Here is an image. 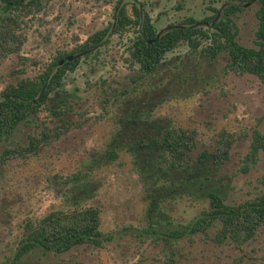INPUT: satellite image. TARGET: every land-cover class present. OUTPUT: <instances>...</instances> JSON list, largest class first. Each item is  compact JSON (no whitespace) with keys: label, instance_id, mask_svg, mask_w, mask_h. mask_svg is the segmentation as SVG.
Instances as JSON below:
<instances>
[{"label":"rangeland","instance_id":"obj_1","mask_svg":"<svg viewBox=\"0 0 264 264\" xmlns=\"http://www.w3.org/2000/svg\"><path fill=\"white\" fill-rule=\"evenodd\" d=\"M118 1L130 12L133 4L146 10L162 34L186 17L201 20L211 7L230 0H50L27 18L21 56L0 62V90L37 76L60 52L115 22ZM258 7L250 3L233 16L237 39L245 46L255 45ZM135 36L134 29L111 31L100 45L81 53L77 68L66 73L63 86L50 94L38 116L0 141L1 151L27 143L44 122L80 123L37 156L0 165V264H254L264 259V225L241 246L219 245L198 234L168 243L161 238L199 216L210 191L239 204L264 190L259 181L263 152L243 170L253 129L264 131L259 121L264 84L253 74L226 72V52L206 57L187 44L167 52L153 74L135 82L137 70L126 59ZM170 127L198 131L194 154L213 151L223 129L236 140L222 165L208 160L190 170L172 168L161 161V146L153 144ZM76 205L100 207L101 229L114 238L103 246L83 244L60 254L37 248L15 257L26 218Z\"/></svg>","mask_w":264,"mask_h":264},{"label":"trees","instance_id":"obj_2","mask_svg":"<svg viewBox=\"0 0 264 264\" xmlns=\"http://www.w3.org/2000/svg\"><path fill=\"white\" fill-rule=\"evenodd\" d=\"M49 1L0 0V62L13 54L21 56L27 40V18L42 11ZM253 2L259 4L256 40L254 46H245L237 39L239 28L233 16ZM115 7V22L96 30L71 50L60 52L37 76L20 78L0 90V141L9 139L21 122L36 118L47 105L50 94L63 86L66 73L77 68L80 54L100 45L111 31L119 34L130 29L136 31L126 58L131 68L137 70L133 76L135 82L153 74L164 62L167 52L187 44L192 51H199L206 57L226 52L229 56L224 66L226 72L240 76L253 74L264 84V0H230L222 7H211L212 13L203 19L186 17L180 26L162 34L158 33L150 14L138 5L133 4L131 12L121 1ZM203 23L208 26L201 25ZM259 121H264V115ZM79 125L74 120H61L53 126L42 123L39 131L28 135L27 143L3 148L0 165L19 157L28 159L37 156L45 146ZM197 140L198 131L195 128L170 127L159 139H154L153 144L163 149L159 154L162 162L172 168L190 170L208 160L214 165H222L229 159L236 137L223 129L213 151L203 149L194 154ZM142 144L147 143L142 141ZM261 152L264 153V131L254 128L250 149L243 159L244 171L259 161ZM113 157L117 154L113 153ZM259 181L264 186V173ZM207 198L208 205L199 216L161 238L168 243L171 239L184 236L191 239L198 234L200 239L212 240L219 245L230 242L241 246L254 239L264 225V190L253 199L239 204L226 203L223 196L214 191L208 192ZM151 204L157 205V202ZM101 223V209L94 205L54 209L41 218L28 217L22 225V237L15 257L21 258L37 248L60 254L83 244L103 246L114 235L104 232ZM254 264H264V259Z\"/></svg>","mask_w":264,"mask_h":264},{"label":"water","instance_id":"obj_3","mask_svg":"<svg viewBox=\"0 0 264 264\" xmlns=\"http://www.w3.org/2000/svg\"><path fill=\"white\" fill-rule=\"evenodd\" d=\"M62 63H63V61L60 62V64H62Z\"/></svg>","mask_w":264,"mask_h":264}]
</instances>
